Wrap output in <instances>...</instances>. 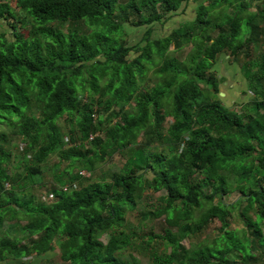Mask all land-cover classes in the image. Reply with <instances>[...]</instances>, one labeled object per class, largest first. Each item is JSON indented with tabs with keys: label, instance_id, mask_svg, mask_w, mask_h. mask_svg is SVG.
<instances>
[{
	"label": "trees",
	"instance_id": "1",
	"mask_svg": "<svg viewBox=\"0 0 264 264\" xmlns=\"http://www.w3.org/2000/svg\"><path fill=\"white\" fill-rule=\"evenodd\" d=\"M190 2L198 5L192 25L152 38ZM79 22L95 31L50 27ZM4 23L13 41L0 34V126L25 148L13 174L0 145V261L57 253L70 264H141L133 253L123 259L132 249L151 264H264V0H2ZM124 24L146 27L140 42L128 45ZM170 45L191 49L180 61ZM224 56L240 64L253 95L241 112L218 94ZM156 140L164 149L148 152ZM116 154L124 164L91 180ZM53 156L89 177L67 170L51 202L37 200L32 187ZM148 190L166 194L139 222L165 217L167 227L141 243L126 229ZM234 190L239 197L224 201ZM235 209L242 227L231 226ZM215 222L217 233L207 234ZM156 240L170 252L152 250Z\"/></svg>",
	"mask_w": 264,
	"mask_h": 264
},
{
	"label": "rangeland",
	"instance_id": "2",
	"mask_svg": "<svg viewBox=\"0 0 264 264\" xmlns=\"http://www.w3.org/2000/svg\"><path fill=\"white\" fill-rule=\"evenodd\" d=\"M2 1V0H0ZM4 2L6 0H3ZM126 0H120L121 3L125 2ZM198 8V5L195 3L190 2L189 5L182 7L176 15H174L171 19H169L166 23H164L162 26L159 24H156L154 26V30L152 32V38H160L163 36H167L170 31L177 27L179 24H190L195 19L196 16V10ZM183 24V25H184ZM5 28V32L3 34L6 35V39L8 41H13L12 38V31L9 29L8 25L6 23L2 24ZM52 30H61L63 34H66L68 32H74L76 31L78 35L80 36H89L91 35L94 31V27H90L87 23L79 22V23H65V24H53L50 26ZM146 30V27H133L129 24H124V34L123 39L128 42V45H134L138 42H140L144 32ZM247 28H245V25L243 27V31H246ZM212 31V29H210ZM3 32V30L0 29V33ZM144 44H142L143 46ZM191 45L184 47L178 52L173 53V46L170 45L168 52L170 55H174L178 60L182 61L185 59L187 53L190 51ZM132 56V54H131ZM231 59L229 57L225 58L222 57V59L219 60L218 62V71L220 72L221 76L226 78V81L221 83L219 85V93H222L223 96L220 97V99L223 101V103L228 106L229 109L234 110V111H239L241 112L240 107L238 106L242 101L245 99L247 100L246 97H249L250 99L253 97L252 94L247 93L244 95L243 93L240 92V90H247V81L244 78V76L241 73L240 70V64L237 63H230ZM150 65L149 63L145 62V67L148 68ZM147 77L152 78V71H148ZM20 82V81H19ZM200 88L202 89L204 97L207 99L209 98H216V94L212 92L210 86L208 84H199ZM245 96V97H244ZM234 101L233 104H227V102ZM234 108H232V107ZM103 115V112L101 113ZM66 120V117L59 122L60 126L63 128L64 131L67 130V123L64 122ZM169 122L170 119H167ZM167 125V122L165 123V126ZM4 134L7 136V141L6 142H0V145L2 148L5 150V152L9 153L12 156V162L11 166H8L9 173H15L18 172L20 173L21 168V160H20V155L21 152L25 148L24 142H22V139L18 136H15L13 131L11 129H8L5 126H0V135ZM139 140V139H138ZM140 145H142V140H139ZM165 145L161 143L160 141L156 140L154 143H151L148 146L149 150L148 152H158L163 150ZM125 162L124 157L121 155L116 154L113 159H108L107 162L105 163H100L97 165V172L96 174L91 178V180L94 179L95 176H104L107 179L110 178L112 174V169L115 168L116 165H123ZM41 169L43 170V176L39 180V182L32 187V192L36 196L37 200H44L46 202H51L52 196L50 195V190L53 189L54 187L57 188H62L64 185L68 184L69 180V173L67 170H72L73 173H78L80 171L83 172L84 175L89 177V174H87L85 171L80 169L79 167H69V164L67 163H61L60 159L58 156H53L49 159V161L41 165ZM63 182V183H61ZM77 184V183H75ZM78 185V184H77ZM166 192L164 190L153 193L151 190H148L144 194V199L142 202L139 204L137 207V210L133 213H131L128 216V224L130 227H127V231H130L132 229H135L136 234L140 236L138 242H141V237L145 238L147 242L149 235L152 233L155 234H164V230L167 227V224L165 222V217H161L158 219H147L145 221L139 222V215L138 213H144L148 211H153L162 206V202L160 201V198L164 196ZM239 197V192L237 190L232 191L228 195L223 197V200L226 202L234 201ZM233 219H232V227H242V221L239 218L238 215V210L235 209L233 212ZM9 226V223L4 222L3 223V229H7ZM217 223H213L210 225V227L207 230V234H215L217 233L216 229ZM262 231L264 234V222L261 223ZM13 236H16L15 234H11L10 237L13 238ZM101 239L106 243L109 240V235L104 234ZM194 239H184L183 244L186 247L190 246V241ZM159 240L154 241L151 243V248L152 250H156L158 253H164L170 252V248L168 245L163 244L161 241L158 243ZM142 243V242H141ZM142 244V246L145 244ZM147 245V244H146ZM58 252V251H57ZM128 253H133L137 259L141 262V264H151L150 263V258L147 256L145 253H138V252H133L132 249H128V251L125 254V257L123 258L124 260H130L128 257ZM46 259L41 260V264H70L67 262H63L58 258L57 253H53L47 260L48 262L45 261Z\"/></svg>",
	"mask_w": 264,
	"mask_h": 264
},
{
	"label": "crops",
	"instance_id": "3",
	"mask_svg": "<svg viewBox=\"0 0 264 264\" xmlns=\"http://www.w3.org/2000/svg\"><path fill=\"white\" fill-rule=\"evenodd\" d=\"M0 29L3 30V32H1L0 34H3L5 32V28L4 26L0 25ZM225 57V56H224ZM219 69V68H218ZM222 77L220 72H219V77L220 78ZM241 93H243L244 95H246V91H244L243 89L240 90ZM219 94V93H218ZM219 97H222V96H219ZM245 97V96H244ZM247 100L245 99L244 101H242L240 104H243V103H246L247 101L250 100L249 97H246ZM235 100L231 101V102H227V104H233ZM223 102V101H222ZM52 255V253H50V256ZM47 260V259H46ZM0 264H41V262L38 260L35 259V257H28V258H8V259H5V260H1L0 261Z\"/></svg>",
	"mask_w": 264,
	"mask_h": 264
},
{
	"label": "water",
	"instance_id": "4",
	"mask_svg": "<svg viewBox=\"0 0 264 264\" xmlns=\"http://www.w3.org/2000/svg\"><path fill=\"white\" fill-rule=\"evenodd\" d=\"M228 56H225V58H227ZM219 96H223V94L222 93H219ZM50 257V254H47V255H45V256H43V257H40V258H35L37 261L39 260V261H41V260H43V259H47V258H49Z\"/></svg>",
	"mask_w": 264,
	"mask_h": 264
},
{
	"label": "built area",
	"instance_id": "5",
	"mask_svg": "<svg viewBox=\"0 0 264 264\" xmlns=\"http://www.w3.org/2000/svg\"><path fill=\"white\" fill-rule=\"evenodd\" d=\"M63 189H64L65 191H67L68 187H67V186H65Z\"/></svg>",
	"mask_w": 264,
	"mask_h": 264
}]
</instances>
